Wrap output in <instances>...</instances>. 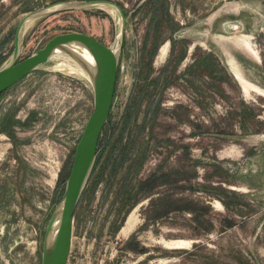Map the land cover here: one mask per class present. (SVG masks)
I'll return each mask as SVG.
<instances>
[{"label": "rangeland", "instance_id": "1", "mask_svg": "<svg viewBox=\"0 0 264 264\" xmlns=\"http://www.w3.org/2000/svg\"><path fill=\"white\" fill-rule=\"evenodd\" d=\"M73 1L93 0H0V68L21 18ZM109 1L125 17L115 93L67 264H264V0H163L157 15L153 2L162 0ZM120 27L105 5L43 15L24 23L20 59L63 33L113 47ZM204 55L222 80L189 75ZM67 56L0 95V264H41L93 107L89 78L56 70ZM158 76V114L144 99L134 123L146 115L143 130H122L135 86Z\"/></svg>", "mask_w": 264, "mask_h": 264}, {"label": "water", "instance_id": "2", "mask_svg": "<svg viewBox=\"0 0 264 264\" xmlns=\"http://www.w3.org/2000/svg\"><path fill=\"white\" fill-rule=\"evenodd\" d=\"M105 5L117 10L121 18L118 47H108L95 38L82 33L54 35L38 51L20 59V33L24 23L43 15H50L65 8ZM125 29L122 9L109 0L63 2L27 13L18 22L12 40V54L8 64L0 68V95L25 79L26 76L58 54H66L82 64L93 92V107L75 144L71 168L58 207L47 224L41 252V264H67L72 241L75 209L92 171L98 148V140L112 109L120 48ZM116 50V51H115ZM91 57L93 68L82 63V52ZM56 221V224H55ZM52 232V233H51Z\"/></svg>", "mask_w": 264, "mask_h": 264}, {"label": "trees", "instance_id": "3", "mask_svg": "<svg viewBox=\"0 0 264 264\" xmlns=\"http://www.w3.org/2000/svg\"><path fill=\"white\" fill-rule=\"evenodd\" d=\"M163 3H164L163 0L161 2H153V7L156 11L155 15H157L161 11L163 12V10H164V4ZM148 66H149V70H151V65H148ZM187 71L189 72V75L196 76L197 78H199L200 74H203V72H204L211 79L217 78L218 80H222V78L219 75L222 72H218L217 64L214 60V57L211 55H204L203 57H200L199 59L194 60V62L187 69ZM217 72H218V75H217ZM171 73H173V71H171ZM147 81H148L147 85L144 84V85H136L135 86L138 89V94L136 96V99H135V97L132 98L127 109L124 112V116L121 117V121H122L121 129L122 130H125V128L130 127V124L132 126L135 125L134 123L136 122L135 120H136V117L138 115V111L140 110L141 103L143 102L142 100H144V99L150 100V103H147V109L150 111L149 112L150 115L152 114L153 119L158 114V112L160 110V105H159L160 101L158 100V101L154 102L153 96L156 94L155 90L156 91L158 90L159 76L155 77L153 79H150V80L147 79ZM150 87H151L152 91H151ZM109 119H108L105 127L109 125V122H110ZM147 122H148V119L146 118V115H145L144 119L142 120V125H140V126L135 125V127L139 128V130L142 131ZM115 129H116V127H115ZM100 137H101V135H100ZM121 137H122V135L119 136V139L117 140L118 143L121 142ZM99 143H100V138L98 140V145H99ZM140 191H141V189L139 190V192ZM129 195L132 197L130 192H129ZM131 197H129V198L131 199ZM190 211L195 213L194 210H190Z\"/></svg>", "mask_w": 264, "mask_h": 264}, {"label": "bare ground", "instance_id": "4", "mask_svg": "<svg viewBox=\"0 0 264 264\" xmlns=\"http://www.w3.org/2000/svg\"><path fill=\"white\" fill-rule=\"evenodd\" d=\"M120 21V20H119ZM241 25V24H240ZM235 27V25L233 26ZM241 30V29H240ZM233 32V31H232ZM118 38L119 36H117V41H118ZM118 47V42L116 43V48L117 49ZM116 51V50H115ZM64 56V55H63ZM62 56V57H63ZM82 59V63H84L85 65H88V66H91L93 68V62L91 61V57L89 56V54L85 51L82 52V55H81ZM57 58V57H56ZM65 63H61L59 65V69H56V70H64L65 71V68L67 70V74H72L73 72H77L78 75L80 76H83L85 78H88V76H86L87 74L85 73V71L83 70V67H82V64L80 62H77L76 59L72 58V57H69L67 56L65 61ZM57 68V67H56ZM62 73V72H61ZM66 73V72H65ZM74 75V74H72ZM75 76V75H74ZM55 224H56V221H55ZM134 222L132 220V217L130 216L128 221H127V226L128 228L132 229L134 227ZM128 230V229H127ZM126 230H122L121 233H125ZM52 233V232H51Z\"/></svg>", "mask_w": 264, "mask_h": 264}, {"label": "crops", "instance_id": "5", "mask_svg": "<svg viewBox=\"0 0 264 264\" xmlns=\"http://www.w3.org/2000/svg\"><path fill=\"white\" fill-rule=\"evenodd\" d=\"M234 43H236L237 45L240 46V43L238 42V40H236L235 38H233ZM234 65L232 62H230V66ZM246 80V79H245Z\"/></svg>", "mask_w": 264, "mask_h": 264}, {"label": "flooded vegetation", "instance_id": "6", "mask_svg": "<svg viewBox=\"0 0 264 264\" xmlns=\"http://www.w3.org/2000/svg\"><path fill=\"white\" fill-rule=\"evenodd\" d=\"M16 85V84H15ZM5 93V92H4Z\"/></svg>", "mask_w": 264, "mask_h": 264}]
</instances>
